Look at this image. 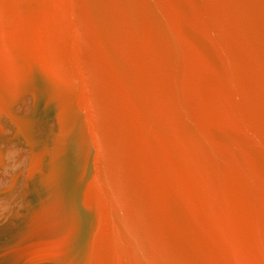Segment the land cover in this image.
I'll use <instances>...</instances> for the list:
<instances>
[{
    "label": "water",
    "instance_id": "1",
    "mask_svg": "<svg viewBox=\"0 0 264 264\" xmlns=\"http://www.w3.org/2000/svg\"><path fill=\"white\" fill-rule=\"evenodd\" d=\"M0 264H264V0H0Z\"/></svg>",
    "mask_w": 264,
    "mask_h": 264
}]
</instances>
